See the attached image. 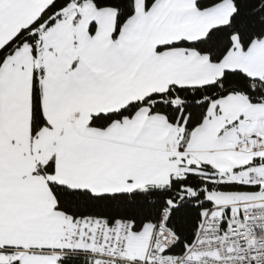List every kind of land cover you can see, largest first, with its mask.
Returning <instances> with one entry per match:
<instances>
[{
  "label": "snow or ice",
  "instance_id": "snow-or-ice-1",
  "mask_svg": "<svg viewBox=\"0 0 264 264\" xmlns=\"http://www.w3.org/2000/svg\"><path fill=\"white\" fill-rule=\"evenodd\" d=\"M0 264H264V0H0Z\"/></svg>",
  "mask_w": 264,
  "mask_h": 264
}]
</instances>
